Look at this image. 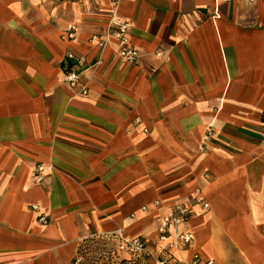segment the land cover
Masks as SVG:
<instances>
[{"label": "crops", "instance_id": "0c3cea01", "mask_svg": "<svg viewBox=\"0 0 264 264\" xmlns=\"http://www.w3.org/2000/svg\"><path fill=\"white\" fill-rule=\"evenodd\" d=\"M263 111L264 0H0V264H77L115 232L153 245L175 205L194 237L179 264H264Z\"/></svg>", "mask_w": 264, "mask_h": 264}, {"label": "built area", "instance_id": "2783aa9c", "mask_svg": "<svg viewBox=\"0 0 264 264\" xmlns=\"http://www.w3.org/2000/svg\"><path fill=\"white\" fill-rule=\"evenodd\" d=\"M130 24L123 19L116 18L113 14L109 29L113 30L111 36L119 46L117 56L125 64H135L140 55L131 45L129 38ZM77 28L69 26L61 36V39L71 42L76 39ZM90 42L103 45L99 36H91ZM65 65L62 71L63 82L71 88L79 87L80 82V60L73 52H68L65 56ZM87 88L80 89V95L85 96ZM211 129L207 131V137L211 135ZM44 169L38 166L33 172V180L36 183L43 181ZM207 208V204L203 205ZM37 214V223L46 226L48 217L41 213L38 206L31 207ZM189 210L184 205L173 206L167 214L158 220L156 243L151 245L140 236H124L119 232L104 234L97 237L102 243L103 250L96 261L100 264H179L181 259L178 254L185 252L193 240L190 231L182 229ZM80 263L79 259L76 261ZM216 264L214 260L203 261L197 253H193L187 264Z\"/></svg>", "mask_w": 264, "mask_h": 264}, {"label": "rangeland", "instance_id": "374dc122", "mask_svg": "<svg viewBox=\"0 0 264 264\" xmlns=\"http://www.w3.org/2000/svg\"><path fill=\"white\" fill-rule=\"evenodd\" d=\"M103 247L100 240L97 238L94 240H89L86 244H83L82 250L78 259L79 264H100L97 260L100 252H102Z\"/></svg>", "mask_w": 264, "mask_h": 264}, {"label": "trees", "instance_id": "16d2710c", "mask_svg": "<svg viewBox=\"0 0 264 264\" xmlns=\"http://www.w3.org/2000/svg\"><path fill=\"white\" fill-rule=\"evenodd\" d=\"M261 122L264 123V111L262 112ZM87 242H88V241H87ZM87 242H85L84 244H86ZM82 247H83V245H82L81 248L79 249L78 256H79L80 253H81Z\"/></svg>", "mask_w": 264, "mask_h": 264}]
</instances>
